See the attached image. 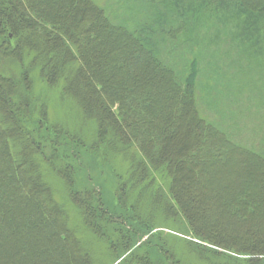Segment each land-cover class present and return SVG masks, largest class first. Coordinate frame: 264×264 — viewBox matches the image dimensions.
Masks as SVG:
<instances>
[{"label":"trees","instance_id":"trees-1","mask_svg":"<svg viewBox=\"0 0 264 264\" xmlns=\"http://www.w3.org/2000/svg\"><path fill=\"white\" fill-rule=\"evenodd\" d=\"M3 8L0 80L23 91L0 95V264H264V151L200 107L220 82L199 88L193 49L236 22L231 43L263 52L264 0ZM89 76L98 108L78 94ZM33 77L64 80L71 124L49 118Z\"/></svg>","mask_w":264,"mask_h":264},{"label":"rangeland","instance_id":"rangeland-1","mask_svg":"<svg viewBox=\"0 0 264 264\" xmlns=\"http://www.w3.org/2000/svg\"><path fill=\"white\" fill-rule=\"evenodd\" d=\"M98 3L111 8L114 3L116 4V0H98ZM10 15L8 11L4 12V8L0 10V17L3 19L8 18ZM235 24L236 22H228L224 25L222 27L223 29L226 26L230 27L225 29L226 32L224 30L210 32L213 35L211 37H215L214 34L218 33L221 38L219 44L211 45L208 42L205 47L201 46V49L196 46L193 48L197 55L196 58H198L195 71L196 76L198 74L199 88L201 87L202 80L205 83H210L211 86L214 82H220V85L215 87L217 91L210 90L208 99L205 97V92L200 91V88L198 102L200 107L202 109L204 108L211 118L225 124L229 123V126L234 127L238 132L235 134L239 142L253 146L257 150L264 151L262 150L264 149V51L249 49L246 52L241 46L237 47V45L232 44L231 39L235 37L234 32L236 31ZM23 29L25 28L23 27ZM259 39L264 44V30L259 35ZM40 46L39 44L38 48ZM192 57L193 54L191 55L190 52L189 58ZM1 70L4 74H9V66H5ZM92 78L94 79L96 77ZM92 78L89 76L80 80L78 94L90 96L92 98V104L98 108L102 95L90 92L88 81H92ZM33 79H35V84L32 91L34 90L33 93L39 101L42 99L41 102H46L49 118L62 120L68 118L71 124L77 118L76 113L78 111L75 106H73V110L71 106L69 108V102L64 103L59 99V89L62 87L64 80H61L56 88H54L44 85L36 77H33ZM14 82L19 87L18 85H15L16 87L9 86L5 81L0 80V95L9 98L13 94L22 92L23 89L20 79L17 78ZM221 103L223 105L226 103L227 108L221 107ZM210 105L218 108L220 112L213 110L214 108L212 107L210 110ZM10 109L15 114L14 116H16V113H18L19 117L23 116L21 105L16 104ZM23 119H25L24 116ZM5 123H8V120ZM224 126L227 127V125ZM117 160L121 161V157L117 158ZM116 165L119 164L116 162ZM230 175V173H226L223 177L228 178ZM60 188L61 185L58 184V193H56L58 199L63 197V192ZM190 207L192 206L190 205ZM70 211L73 212L74 209L70 208ZM98 216H100V210L98 211ZM107 217L106 221L108 223L117 225L118 221L116 219ZM119 261L117 260L112 264H116ZM104 262L105 260L101 264H105ZM144 263L146 261L143 260ZM106 264L110 263L107 262Z\"/></svg>","mask_w":264,"mask_h":264}]
</instances>
